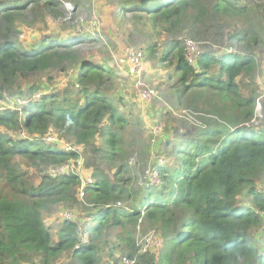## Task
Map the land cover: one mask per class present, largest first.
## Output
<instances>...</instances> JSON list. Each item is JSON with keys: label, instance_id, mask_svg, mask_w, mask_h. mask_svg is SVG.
I'll return each instance as SVG.
<instances>
[{"label": "trees", "instance_id": "16d2710c", "mask_svg": "<svg viewBox=\"0 0 264 264\" xmlns=\"http://www.w3.org/2000/svg\"><path fill=\"white\" fill-rule=\"evenodd\" d=\"M129 3L125 10L166 36L159 48L146 49L149 56L160 51L165 76L159 84L168 85L179 105L202 113L206 123L191 138L174 141L172 166L155 165L158 185L133 189L124 155L135 114L121 111V97L109 94L119 78L114 68L79 55L83 34L20 44L12 34L26 22L25 11L39 4L53 11L55 3L1 0L0 100L5 94L25 98L0 109V264H58L66 253L75 264H120L101 254L113 229L131 264H264V241L258 244L257 237L264 232V126L253 124L254 49L264 44L258 23L264 0ZM231 23L238 30L223 51H199L189 60L177 36L183 26L197 39ZM74 67V88L49 92L36 81L20 87L29 76ZM63 143L76 148L67 150ZM80 145L93 146L115 171L108 175L95 166L85 181L79 171L52 172L77 163ZM23 162L41 173L37 181ZM57 204L84 210L79 219H64L54 240L43 212ZM143 224L160 233L157 251L136 246L134 232Z\"/></svg>", "mask_w": 264, "mask_h": 264}, {"label": "rangeland", "instance_id": "374dc122", "mask_svg": "<svg viewBox=\"0 0 264 264\" xmlns=\"http://www.w3.org/2000/svg\"><path fill=\"white\" fill-rule=\"evenodd\" d=\"M53 1L55 3L52 5L53 11L41 7L40 4L37 7H29L25 11L26 22L17 24V33L14 32L12 38L20 44L30 47L43 37L65 38L85 35L86 38H83L76 46L77 49L80 47L79 55L90 61L107 62L114 68L119 78L116 79L113 90L109 94L115 100L121 97V111H132L135 114L127 128L128 143L124 155L128 173L132 176L130 185L138 191H142L150 185H158L159 178L155 171V165L160 163L172 166L175 163L173 152H175L176 146H174V141L191 138L195 129L203 126L204 122L206 123L202 113L179 105L175 95L168 89V85L159 84L165 76L158 61L160 51L157 49L153 56H149L146 49L153 44L159 48L166 39L165 34L154 28L149 22L139 18L137 14L125 10L126 7L130 9L129 2L133 0ZM122 2L126 4H122ZM258 23L264 32V15L258 18ZM237 30L238 26L231 23L227 28L218 27L210 35L203 32L199 38L195 39L183 26L177 36L183 39L189 60L193 62L199 51L207 49L215 53L223 51V48L230 43L229 35ZM99 39L101 41L96 42ZM138 50L143 53L142 67L138 73H133L134 65H132L131 53ZM254 54L257 58V69L253 93L256 98H259V101L256 102L253 124L260 128L264 126V44L256 46ZM76 73L77 67H74L67 72L51 71L48 74L29 76L25 82L20 83V87L26 89V83L36 81L41 82V86L49 92H62L75 87ZM172 82L170 79L167 84L170 85ZM43 87L40 88L43 89ZM144 91L149 93L146 98L143 97ZM24 98L23 95L5 94V98L0 100V108H3L4 103L7 106H14V103H18L16 101H20L18 104H22ZM47 136L55 141L52 135ZM99 143L100 141L96 140L95 144ZM76 150L80 152L77 163L71 161L52 172L79 171L82 180L85 181L95 166H99L108 175L115 171L114 167L99 160V155L95 153L93 146L80 145ZM23 168L31 173L34 181L40 178L41 173L31 170L29 165L24 162ZM244 200H246L245 196L239 199V201ZM65 210L68 213H70L69 210L71 211L73 219H79L84 208L78 204L74 207L57 204L43 212L44 223L49 226L54 240L56 231L66 219L60 214ZM85 223L86 219L84 218L81 226ZM118 232V229L109 232L108 243L102 247V258L106 260L116 257L120 264H131L132 262H128L125 257L127 252L119 249ZM257 237L258 244H261L264 241V232H259ZM134 238L136 246L141 249V252L157 251L162 241L160 233L146 224L137 226ZM112 249H114L113 253ZM58 264L75 263L70 253H66Z\"/></svg>", "mask_w": 264, "mask_h": 264}, {"label": "built area", "instance_id": "2783aa9c", "mask_svg": "<svg viewBox=\"0 0 264 264\" xmlns=\"http://www.w3.org/2000/svg\"><path fill=\"white\" fill-rule=\"evenodd\" d=\"M187 44H189V43H187ZM142 56H143V54H142V52L140 51V50H138V51H136V52H133V53H131V61H132V65H134V67H133V69H132V72L133 73H138L139 71H140V69H141V67H142ZM149 96V93H148V91H144V93H143V97L144 98H146V97H148ZM258 101H259V98L257 97L256 98V102L258 103ZM49 139V138H48ZM72 147L71 146H69V145H66V149H71ZM80 195L82 196L83 195V192L81 191L80 192ZM70 213H68V211L67 210H65V211H62L60 214L63 216V217H66V219H68V218H70L71 216H72V213H71V211H69ZM63 219V218H62ZM128 262H130V261H128Z\"/></svg>", "mask_w": 264, "mask_h": 264}, {"label": "clouds", "instance_id": "9594fccd", "mask_svg": "<svg viewBox=\"0 0 264 264\" xmlns=\"http://www.w3.org/2000/svg\"><path fill=\"white\" fill-rule=\"evenodd\" d=\"M141 51V50H140ZM142 52V51H141ZM143 54V53H142ZM142 59H143V56H142ZM20 102V101H19ZM0 109H2V108H0ZM49 137H47L46 139L47 140H50L51 138H49ZM68 144V143H67ZM69 146H71L72 147V145H70V144H68ZM64 147H65V149H66V144H64ZM74 147H72L71 149H73ZM68 150V149H67ZM90 177H88V179H89ZM81 192V191H80ZM80 197H82L81 195H80Z\"/></svg>", "mask_w": 264, "mask_h": 264}]
</instances>
